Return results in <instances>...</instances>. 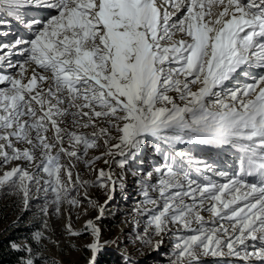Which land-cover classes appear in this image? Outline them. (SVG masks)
Listing matches in <instances>:
<instances>
[{
	"label": "snow or ice",
	"instance_id": "obj_1",
	"mask_svg": "<svg viewBox=\"0 0 264 264\" xmlns=\"http://www.w3.org/2000/svg\"><path fill=\"white\" fill-rule=\"evenodd\" d=\"M33 5L54 11L38 19L27 15ZM13 20L31 36L0 44L7 51L0 62L18 69L16 75L0 73V84L8 85L0 87L2 164L34 162L39 150L36 168L47 176L43 190L54 194L59 212L69 195L60 178L61 157L80 155L64 147L66 138L86 154L103 136L108 154L115 149L121 156L123 148L138 149L149 136L173 149L179 143L234 147L240 153L238 173H216L225 183L199 167L201 178H193L168 166L158 188L153 186L160 199H148L158 205L150 223L157 235L169 223L192 233L178 237L174 264H198L201 255H225L224 248L231 256L243 251L249 264H264V0H0V27ZM17 46L23 59L14 64L9 57ZM257 65L261 74L252 75L251 83L229 86ZM65 117L82 128H97V120L108 127L91 134L65 132L60 127ZM110 128L120 133L116 144L109 143ZM23 143L30 147H16ZM178 156L184 154L171 158ZM195 163H203V172L214 171L206 162ZM72 167L66 171L69 184ZM105 176L110 179L101 170ZM31 183L40 180L19 165L0 175V185L13 186L25 204ZM202 211L212 219L206 221ZM86 227L96 236L87 245L95 264L99 229L91 220ZM41 237L35 233L36 240Z\"/></svg>",
	"mask_w": 264,
	"mask_h": 264
},
{
	"label": "rangeland",
	"instance_id": "obj_2",
	"mask_svg": "<svg viewBox=\"0 0 264 264\" xmlns=\"http://www.w3.org/2000/svg\"><path fill=\"white\" fill-rule=\"evenodd\" d=\"M5 52L0 53L4 55ZM16 58V61L21 60L20 57ZM10 59L13 60L14 57ZM17 71L18 69L8 68L6 73L1 71L0 73L16 75ZM258 74H261L260 70L247 77L241 74L238 80L233 81V85L229 86L251 83V76ZM25 75L31 76L30 68ZM7 86L0 84V87ZM42 87L47 88V84H43ZM169 94L175 96V93ZM60 127L65 132L91 134L98 128L108 125L102 120H97V128H82L74 125L71 117H65ZM110 133L112 137L110 145L118 143L120 133L112 128ZM47 136L51 141L53 132L50 130ZM104 138L101 136L97 140V146L89 148L86 154L83 153L81 145L71 148L68 139L64 140L65 148L76 150L80 155L61 157L60 162L64 167L60 171V178L69 188L68 199L76 203H69L68 199L62 200L59 204V212L56 210L57 205L53 203L54 194L43 190L47 176L36 168L40 160L39 150L35 153L36 161L31 163L23 159L11 161L7 165L0 162V175L19 165L35 173L40 180L39 184H30L27 204L24 203L22 194L13 186L0 185V239L12 236L8 241L9 249L23 251V256L18 257L14 264H25L29 259L33 264H91L94 253L87 245L95 242L96 236L86 227L89 220L99 229L100 251L95 253V264H118L115 261L111 262L113 259L111 257L115 254L121 256L120 260L125 264H174L178 237L192 233L177 223H169L167 229L159 235L155 233L150 219L158 205L149 203L148 199L160 198L153 186L158 188L159 180L168 166L181 175L188 173L193 178H201V173L196 172V168L199 167L203 175L211 176L217 183L227 182V178L216 174L226 171L219 164L216 166L217 161L212 157L208 161L205 150H201L206 147L205 145L199 144L204 147L199 149L195 146L185 147L183 143H179L174 149L169 146L170 149H166L160 147L157 144L159 142L149 136L138 149L123 148L125 155L121 156L115 149L111 155L108 154L109 148L104 145ZM16 147L23 149L30 145L23 143L16 144ZM56 150L53 148V153ZM180 153L184 154L183 159L178 156L174 162L171 157ZM96 157L99 159H95ZM189 158L194 161L191 165L188 164ZM122 159L125 160L123 166L119 163ZM195 161L212 165L214 171L203 172V163L197 164ZM69 165L73 166L71 184L68 183L66 175ZM157 169L161 171L157 172ZM101 170L109 174L110 179L107 176L100 177ZM145 191L148 193L147 198ZM186 203L191 201L186 198ZM201 215L206 221L212 219L207 211H202ZM192 227L195 228L197 225L193 224ZM36 232L42 233L39 240L34 238ZM71 233H79V235ZM157 242H159L158 247ZM249 243H257L259 246L258 242ZM13 244L19 245L20 249L13 248ZM252 250V247L247 249V251ZM223 251L225 252L223 256L201 255L198 264H249V261L243 259V251L241 256L227 255V248ZM155 256H159V259H155ZM256 263L259 262L254 260L253 264Z\"/></svg>",
	"mask_w": 264,
	"mask_h": 264
},
{
	"label": "trees",
	"instance_id": "obj_3",
	"mask_svg": "<svg viewBox=\"0 0 264 264\" xmlns=\"http://www.w3.org/2000/svg\"><path fill=\"white\" fill-rule=\"evenodd\" d=\"M10 237L12 236L0 239V264H14L17 261L18 257L23 256V251H14L9 249L8 241ZM115 256L111 257L113 258L111 259V262L115 261L118 264L122 263L120 260L121 256L117 254H115ZM155 259H159V256H155Z\"/></svg>",
	"mask_w": 264,
	"mask_h": 264
},
{
	"label": "bare ground",
	"instance_id": "obj_4",
	"mask_svg": "<svg viewBox=\"0 0 264 264\" xmlns=\"http://www.w3.org/2000/svg\"><path fill=\"white\" fill-rule=\"evenodd\" d=\"M31 15H33L34 17H36V18H39L38 16L39 15H35V14H31ZM48 15V14H47ZM17 25H19L20 26V24H18L17 23ZM12 29V36L13 37H15L16 35H18V37H19V34L21 35L22 34V30L24 29L25 30V28L24 27H22V28H16V25L14 26V27H12L11 28ZM27 32H29V33H31L28 29H27ZM23 37H25V36H23ZM18 48H19V46H17V49L16 50H14L13 52H14V54H12L9 58H12V57H14V59L12 60V62L13 61H15L16 62V60H17V58L16 57H20L21 58V60L23 59L19 54H18ZM5 51V50H4ZM7 54V52H5V54L4 55H6ZM6 62V61H5ZM5 62H3V63H5ZM33 67V66H32ZM260 69V68H259ZM30 70H31V68H30ZM245 179H247V177H245ZM249 181H250V179H249Z\"/></svg>",
	"mask_w": 264,
	"mask_h": 264
}]
</instances>
